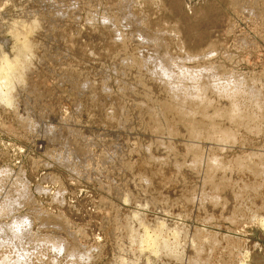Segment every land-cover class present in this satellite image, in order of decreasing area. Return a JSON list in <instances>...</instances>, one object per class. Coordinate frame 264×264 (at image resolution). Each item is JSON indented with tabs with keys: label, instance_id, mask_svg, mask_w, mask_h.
Here are the masks:
<instances>
[{
	"label": "rangeland",
	"instance_id": "1",
	"mask_svg": "<svg viewBox=\"0 0 264 264\" xmlns=\"http://www.w3.org/2000/svg\"><path fill=\"white\" fill-rule=\"evenodd\" d=\"M0 15V53L13 60L18 38L32 51L23 80L2 86L10 102L0 101L1 195L24 181L34 199L39 243L26 264H78L88 250L80 264H264V106L245 92L256 84L264 103V0H0ZM22 22L32 29L15 36ZM173 60L211 68L177 83L200 98L183 119L160 109L170 84L155 71ZM226 79L244 89L231 121V98L207 87ZM223 132L232 140L221 144ZM214 158L217 169L204 171ZM55 237L59 251L43 243Z\"/></svg>",
	"mask_w": 264,
	"mask_h": 264
},
{
	"label": "bare ground",
	"instance_id": "2",
	"mask_svg": "<svg viewBox=\"0 0 264 264\" xmlns=\"http://www.w3.org/2000/svg\"><path fill=\"white\" fill-rule=\"evenodd\" d=\"M1 16V15H0ZM106 20V19H105ZM108 21V20H107ZM111 22V21H110ZM110 22L108 21L107 23L108 24H110ZM114 22V21H113ZM113 22H111V24L109 25V26H113ZM115 23L116 22H114V26H115ZM120 24H122L121 22H120ZM120 24H118V26H120ZM29 24H27V23H25V22H22V23H20V27H18V29H19V32L18 31H15L16 32V35L15 36H17V35H22V36H24L25 37V34L26 33H28L29 32V30H31L32 29V27H31V29H30V27L28 26ZM31 25H34V22L33 23H31ZM116 25H117V23H116ZM113 26V27H114ZM118 29L116 30V31H120L119 30V27H117ZM112 29V28H111ZM114 29V28H113ZM112 29V30H113ZM114 31V30H113ZM116 31H114V32H116ZM18 32V33H17ZM115 34H117V32L115 33ZM119 34V33H118ZM117 34V35H118ZM116 36V35H115ZM138 37V36H137ZM121 39V38H120ZM137 39H141L140 37L139 38H137ZM143 39V38H142ZM141 39V40H142ZM16 40V46H15V48H13L15 51V56H14V59L12 60H9V58H7L6 56L7 55H4L3 54V52L2 53H0V101L2 100V101H4L6 104H8L9 102H10V94L8 93V92H3V90H2V86H8L9 84H11V83H14V84H18L19 83V81H21V79H22V76L24 77V75H19V74H23L22 72H24V71H22L21 69L23 68V65H25L24 64V61L26 62L27 61V57H29L30 55H31V45H30V43L27 41V39H25V38H18V39H15ZM156 46L157 47H161V43L159 42V41H156ZM14 47V46H13ZM170 66L168 67V66H160L156 71H155V75L156 76H158V77H163V78H165L166 79V81L170 84V86H168L167 87V97H168V99H167V101L166 102H164L163 103V105H162V107H160V109H161V111L163 112V113H166V112H172L174 115H177L178 116V114L179 115H181V117H182V119L183 118H185L186 116H188V115H191V114H194L195 112H196V106H195V104H193L194 102H198L199 100H200V98H199V95H198V93H197V91L195 90V91H193V90H191V89H189V88H186L185 86H183V85H181V84H177V83H180V80H185V81H198L199 80V78H200V76L202 75V74H207L206 72H210V70H211V68H210V70H206L205 68H204V71L203 72H201V73H197V71L195 70V69H184L183 68V66L179 63V62H176V61H171L170 62ZM26 66H27V63H26ZM25 66V67H26ZM173 66H175V67H178L180 70L178 71V72H176V73H173L172 72V67ZM26 69V68H25ZM24 69V70H25ZM209 69V68H208ZM17 74V75H16ZM230 78V77H229ZM231 78H233V77H231ZM221 79H223V78H221ZM23 80V79H22ZM208 88H210L213 92H215L216 94H218V95H220V96H226V97H228V98H231V109L229 110V114H228V119L230 120H233L235 117H236V114L238 113V112H240V109H241V104H239V101L238 100H234V98H235V96H237L238 94H242V92H244V89L242 88V85L241 84H239V82L237 81V80H235V79H226L224 82H223V80H222V84H220V83H216L215 82V80L213 81V83L209 86H207ZM246 93H247V95H249V97L248 98H250V100L252 99V100H254V102H256L255 103V105L257 104V106L256 107H258V108H262V105L264 106V103H263V99H262V95H261V93H260V90L258 89V86L256 85V84H253V85H251V86H249L247 89H246V91H245ZM244 95H246L245 93H244ZM253 102V103H254ZM5 103H3V104H5ZM23 110H25V109H23ZM185 116V117H184ZM190 117V116H189ZM187 119V118H186ZM185 119V120H186ZM188 119H190V118H188ZM187 119V120H188ZM230 120V121H231ZM189 122V121H188ZM193 123V122H192ZM191 123V124H192ZM34 124V123H33ZM32 124V125H33ZM194 124V123H193ZM34 126H37L36 124L34 125ZM152 127V126H151ZM154 127V126H153ZM158 128L157 130H162V126H161V121H159L158 122V124L155 126V128ZM51 129H52V127H51ZM152 129V128H151ZM154 129V128H153ZM48 130V129H47ZM46 130V131H47ZM53 130V129H52ZM157 130H155V131H157ZM45 131V132H46ZM48 132H51V131H47L46 132V135H47V133ZM68 132V135H70L69 134V131H67ZM74 133H75V131H73ZM153 132H154V130H153ZM71 133H72V130H71ZM221 134V135H220ZM73 135H75V134H73ZM73 135H70V136H72V138H73ZM219 135L220 136H222V137H220V141L222 140V142H219V143H223V140H229L231 137H230V135L228 134V133H226V132H223V133H219ZM69 136V137H70ZM49 136H47V139H49L50 140V137L48 138ZM46 138V137H45ZM71 138V137H70ZM69 138V139H70ZM217 138H218V136H217ZM68 139V138H67ZM215 139H216V137H215ZM46 140V139H45ZM72 140V139H71ZM227 140V141H228ZM231 140H232V138H231ZM226 141V142H227ZM229 142V141H228ZM217 143V142H216ZM225 143V142H224ZM216 145V144H215ZM217 145H219V144H217ZM217 147V146H216ZM123 154V153H122ZM125 156H127L126 154H124ZM105 156H107V155H105ZM103 157V156H102ZM123 156H120L119 158H117V160H119L118 162L119 163H121V165L123 164V162H122V160L123 159H121ZM71 159V158H70ZM73 159V158H72ZM109 159H111L110 158V156H109ZM107 160V159H106ZM212 160V159H211ZM57 161H60L61 162V165H62V163H63V165L62 166H64V164H65V166L66 165H68V161H69V159L68 158H59ZM72 161V160H71ZM214 162V164H213V162ZM211 162L210 161H208L207 163H209L207 166H208V169H207V167H203V170L204 169H206V170H209V169H213L214 167L213 166H215V162H216V164L218 165V162L217 161H219V160H217V159H213ZM237 162H241L240 164L238 163L237 164V166L238 165H241V167H243L242 166V163H243V161H237ZM236 162V163H237ZM74 163V162H73ZM71 164V163H70ZM213 164V165H212ZM73 164H71V165H69V166H72ZM69 166H66V168H68ZM205 166V165H204ZM217 167V166H216ZM215 167V168H216ZM200 168V167H199ZM202 168V167H201ZM214 168V169H215ZM6 169V168H5ZM4 168H3V170H2V168H1V170H0V172L1 173H4L5 174V172H7L6 170H5ZM123 169V168H122ZM193 169H194V167H193ZM192 169V170H193ZM217 169V168H216ZM200 169H198V171H199ZM10 171V170H9ZM8 171V172H9ZM194 171V170H193ZM205 171V170H204ZM212 171V170H211ZM210 171V173L212 174V172ZM215 172H216V170H214ZM11 172V171H10ZM200 172H201V170H200ZM207 172V171H206ZM215 172L213 173V174H215ZM261 172H262V176H263V174H264V170H263V168L261 169ZM0 173V174H1ZM209 173V174H210ZM3 174V175H4ZM197 174H201V173H197ZM205 174V173H204ZM203 174V179H204V177H205V175ZM213 174H212V176H213ZM2 175V174H1ZM2 175V176H3ZM18 175V174H17ZM208 177H209V175H208V173L206 174ZM211 176V175H210ZM211 176V177H212ZM5 177V176H4ZM6 177H7V175H6ZM210 177V178H211ZM214 177L215 176H213V179H214ZM3 178V177H2ZM2 178H1V180H2ZM23 178V177H22ZM216 178V177H215ZM16 179V178H15ZM14 179V180H15ZM24 179V178H23ZM203 179H201V180H203ZM0 180V181H1ZM11 180V179H10ZM20 180V179H19ZM22 180V179H21ZM206 180H208L207 182H206ZM206 180H204L207 184H208V182L211 180V179H207V177H206ZM217 181V180H216ZM3 182V181H2ZM11 182V181H10ZM20 182V181H19ZM141 182H143V183H146L147 181H142L141 180ZM205 182H203V183H205ZM5 183H6V181H5ZM12 183V182H11ZM11 183H7V185L8 184H10L11 185ZM26 183V184H25ZM138 183V182H137ZM210 183H212V182H210ZM210 183H209V185H210ZM219 183H220V181H219ZM222 183V182H221ZM17 184V183H16ZM103 184H105V182H103L102 183V185ZM148 184V183H147ZM218 184V183H217ZM13 185H14V187H13V189L14 190H11V188H8V187H6L5 188V191H4V193H3V195H1V192H0V264H26V262H28L29 261V258H30V256H32L31 255V253H33V252H35L34 251V246H33V244L34 245H36V247H37V245H38V239H37V236H35L36 235V233H34L33 234V232L31 231V225H32V220H31V215L29 214L30 212H29V204H31V205H34V203H33V200H32V196H31V194H30V192H29V187H28V184H27V182H24V181H22V184H21V187H20V185H19V183H18V185H19V189L17 188V187H15V182L13 183ZM144 185V184H143ZM219 185V184H218ZM104 187H105V185H103ZM215 186V185H214ZM1 187V186H0ZM10 187V186H9ZM202 187H204L203 185H202ZM217 187V185L215 186V188ZM4 188V187H3ZM2 187L0 188V190H2L3 189ZM219 189H220V187H218ZM218 188H216L217 190H218ZM4 190V189H3ZM141 191V190H140ZM139 191V192H140ZM128 194L129 193H127V195H125V197L126 198H128ZM206 194V193H205ZM204 194V195H205ZM130 196V195H129ZM206 197V196H205ZM207 197L209 198V196L207 195ZM208 198L206 199L205 198V200L207 201L208 200ZM216 198V197H215ZM239 198V197H238ZM129 199V198H128ZM203 199H201V201H202ZM240 200V199H239ZM243 200V199H242ZM127 201V200H126ZM148 201H149V198H148ZM152 201V200H151ZM215 201V200H211L210 202L211 203H213V202ZM241 201V200H240ZM239 201V202H240ZM147 202V201H146ZM199 203H200V201H198ZM203 202H204V204L206 203L204 200H203ZM202 202V203H203ZM207 202H209V200L207 201ZM216 202H217V199H216ZM243 202V201H242ZM62 203V202H61ZM150 203V204H149ZM149 203H146L145 205L147 206V204H149V205H155V203H154V200H153V202H149ZM152 203V204H151ZM199 203H198V205H199ZM202 203H200L201 204V206H202ZM215 203V202H214ZM218 203V202H217ZM37 204V203H36ZM203 204V205H204ZM209 204V203H208ZM240 204V203H239ZM242 204H244V203H242ZM30 205V206H31ZM138 205V204H137ZM139 205H142V204H140L139 203ZM138 205V206H139ZM211 205H213V204H211ZM27 206H28V208H27ZM144 206V205H143ZM205 206H207L206 204H205ZM204 206V207H205ZM27 208L28 210H27V212H24V211H26V209L25 210H22V208ZM32 207V206H31ZM36 207V206H35ZM141 207V206H140ZM203 207V208H204ZM33 208V207H32ZM37 208V207H36ZM35 208V209H36ZM146 208H148V207H146ZM201 208V207H200ZM202 208V209H203ZM211 208V207H210ZM243 208V207H242ZM145 209V208H144ZM207 209V208H206ZM31 210V209H30ZM37 210V209H36ZM210 210V209H209ZM217 211V210H216ZM36 212V211H35ZM39 213V212H38ZM134 213V212H133ZM250 213V212H249ZM40 214V213H39ZM138 214V213H137ZM38 215V214H37ZM61 215V214H60ZM59 216V215H58ZM58 216H55V218L56 217H58ZM139 216H141L140 214H139ZM219 216V215H218ZM252 216V215H251ZM250 216V217H251ZM34 217V216H33ZM38 217H40L39 215H38ZM136 217V216H135ZM44 218V217H43ZM60 218H62L61 216H60ZM35 219V218H34ZM50 219V218H49ZM57 219H59V218H56V220L55 221H57ZM52 220V219H51ZM60 220V219H59ZM58 220V221H59ZM62 220V219H61ZM263 220V219H262ZM35 221V220H34ZM40 221V220H39ZM53 221V220H52ZM38 222V221H37ZM43 222H44V220H43ZM46 222V221H45ZM45 222H44V225H46L45 224ZM62 222V221H61ZM61 222H59V223H61ZM41 223V222H40ZM59 223H58V225H59ZM63 223V222H62ZM61 223V224H62ZM65 223V222H64ZM63 223V224H64ZM61 224H60V227H61ZM67 224V223H66ZM160 224V223H159ZM262 224V223H261ZM38 225V224H37ZM42 225H43V223H42ZM160 225H163V224H160ZM263 225V224H262ZM41 226V225H40ZM55 226V225H54ZM57 226V225H56ZM164 226V225H163ZM163 226H160V227H163ZM64 227V226H63ZM66 227H69V225L68 226H66ZM65 227V228H66ZM38 228V227H37ZM42 228V227H41ZM51 228H53L52 226H51ZM36 229V228H35ZM39 229H40V227H39ZM54 229H55V227H54ZM58 229H61V228H58ZM161 230H162V228H160ZM52 230V229H51ZM64 230V229H63ZM70 230V229H69ZM157 230V229H156ZM55 231H57V228H56V230ZM62 231V230H61ZM160 231V230H159ZM158 231V232H159ZM34 232H35V230H34ZM59 232H60V230H59ZM64 232H66L67 234L69 233L68 231H67V229H66V231H64ZM38 233V232H37ZM65 233V234H66ZM71 233V232H70ZM75 233V232H74ZM146 233V232H145ZM144 233V234H145ZM150 233V232H149ZM160 233V232H159ZM164 232H162V234H163ZM66 234V235H67ZM151 234H152V232H151ZM161 234V233H160ZM172 234H173V232H172ZM172 234H170V235H172ZM213 234H216V233H211L210 235L212 236ZM63 235V234H62ZM71 235H74V234H71ZM141 235H143V234H141ZM154 235V234H153ZM152 235V236H153ZM217 235V234H216ZM219 235V234H218ZM50 236V235H49ZM58 236V235H57ZM61 236V235H60ZM67 236H69V235H67ZM75 236H77V234L76 235H74V237ZM157 236V235H156ZM155 236V237H156ZM214 236V235H213ZM220 236V235H219ZM44 237V236H43ZM52 237H54V236H52ZM51 237V238H52ZM59 237V236H58ZM143 237V236H142ZM144 239H143V243H144V246H145V244H146V246L148 247V249L150 248V250H152L153 252H156V250L155 249H157V247L155 246V243L157 242V237L156 238H152V237H150L149 236V234H146V235H144ZM177 237V236H176ZM217 237V236H216ZM47 238H50V237H47L46 236V239ZM56 238V237H55ZM54 238V239H55ZM64 238V237H63ZM140 238H141V236H140ZM160 238H161V235H160ZM211 238V237H210ZM209 238V239H210ZM220 238H222L221 236H220ZM219 238V239H220ZM41 239V238H40ZM44 239H45V237H44ZM58 238H56V240H57ZM62 239V238H61ZM61 239H59V240H61ZM73 239V238H72ZM75 239V238H74ZM213 239H215V237L213 238ZM142 240V239H141ZM174 240H176V239H174ZM192 240H194V239H192ZM211 240V239H210ZM223 240V239H222ZM38 243H37V242ZM41 241V240H40ZM46 242H43V243H47V242H52V243H50V244H52V247L54 248V247H56V248H59V249H55V250H60L61 249V245H59L58 246V240H57V243L55 242V240H45ZM65 242H66V240H64ZM77 241V240H76ZM205 241V240H204ZM206 241H207V239H206ZM215 242H218V241H214V243ZM140 243H142V241L140 242ZM192 243H193V241H192ZM213 243V244H214ZM49 244V243H48ZM48 244H46L47 245V247L49 246V248L48 249H50L51 250V248H50V246L51 245H48ZM62 244H64V243H62ZM80 244V243H79ZM194 244V243H193ZM212 244V245H213ZM219 244V243H218ZM31 245L34 247H31ZM44 245V244H43ZM66 245V244H65ZM142 245V247H143V244H141ZM164 245V244H163ZM199 245V244H198ZM215 245V244H214ZM42 246V245H41ZM197 246V245H196ZM205 247L206 246H208V245H204ZM216 246H217V243H216ZM67 247V246H66ZM141 247V248H142ZM146 247V248H147ZM164 247V246H163ZM165 247H166V245H165ZM164 247V249H166V248H168V250H169V246L168 247H166L165 248ZM199 246H197V248H198ZM144 248V247H143ZM204 248V247H203ZM202 248V249H203ZM212 248V247H211ZM35 249H37V248H35ZM39 249V248H38ZM63 249V251H65V247L64 248H62ZM74 249H76V248H74ZM82 249V248H81ZM81 249H78V251H76V253H78L79 252V250H81ZM84 249V248H83ZM87 249V248H86ZM124 249V248H123ZM122 249V250H123ZM129 249V248H128ZM140 249V248H139ZM145 249V248H144ZM143 249V250H144ZM173 249V248H172ZM206 249H209V246H208V248H206ZM55 250H53L52 249V251H54L55 252ZM71 250V249H70ZM119 250V249H118ZM117 250V251H118ZM143 250H141V251H143ZM174 250H176V249H174ZM173 250V251H174ZM195 250H201V248L199 249H195ZM205 250V249H204ZM204 250H201V251H204ZM213 250V249H212ZM58 251H56V253H57V255H58ZM63 251L61 250V252L63 253ZM84 251V250H83ZM89 251V250H88ZM88 251H86V252H88ZM151 251V252H152ZM165 251V250H164ZM178 251V250H177ZM192 251H194V249L192 250ZM211 251V250H210ZM37 252V251H36ZM72 251H70V253H71ZM73 252H75V251H73ZM82 252V251H81ZM86 252H83V254L82 253H78L79 255H81V257L80 258H76V257H74V256H76L77 254H75V253H72V254H69L70 256H71V260H73V259H81L82 260V258L83 257H85V255L86 254H88L89 255V252L88 253H86ZM91 252V251H90ZM125 252V251H124ZM147 252H148V250H147ZM195 252V251H194ZM198 253H199V251H197ZM196 252V253H197ZM206 252V251H205ZM208 252L209 251H207V254H208ZM65 253V252H64ZM67 253H69L68 251H67ZM117 253V252H116ZM115 253V255L118 257L119 256V254L117 255ZM119 253H122L121 251L119 252ZM139 253V252H138ZM140 253H142V252H140ZM143 253H144V251H143ZM173 252L171 251V254H172ZM179 253H180V251H179ZM179 253H177V252H175L174 251V256H176V255H180ZM190 254H191V252H189ZM188 253V254H189ZM193 253V252H192ZM197 253V254H198ZM200 253H203L204 254V252H200ZM258 253V252H257ZM34 254V253H33ZM59 254H61V253H59ZM134 254V253H133ZM150 254V253H149ZM152 254V253H151ZM167 254H169V252H167ZM188 255L187 257L190 259V256L191 257H193V256H196L195 254L194 255ZM203 254H201L200 256H204ZM209 254H211L210 252H209ZM120 255H122V256H124V254H120ZM131 255V254H130ZM182 255V254H181ZM68 256V255H67ZM70 256L69 257H67L68 259H70ZM77 256V257H78ZM87 256V255H86ZM137 256V255H136ZM139 256V255H138ZM172 256V255H171ZM198 256H199V254H198ZM207 256V255H206ZM208 256H210V255H208ZM72 257H74L73 259H72ZM89 258H86L87 260L89 259V260H91L92 258L90 257V256H88ZM120 257V256H119ZM131 257V256H130ZM66 258V259H67ZM91 258V259H90ZM134 258V257H133ZM177 258V257H176ZM187 258V259H188ZM195 258V257H194ZM196 258H198V257H196ZM205 258H207V257H205ZM209 258V257H208ZM85 259V260H86ZM112 259H114L113 261H115V258H112ZM118 258H116V261H117V263L121 260V259H123L122 257H121V259L118 261L117 260ZM132 259V258H131ZM137 259V258H136ZM147 259V258H146ZM188 259V260H189ZM193 259V258H192ZM201 259V258H200ZM204 259V258H203ZM79 260L77 261V262H79ZM81 260H80V262L78 263V264H80L81 263ZM196 260V259H195ZM74 261V260H73ZM72 261V262H73ZM83 261V260H82ZM112 261V262H113ZM126 261V260H125ZM145 261H147V260H145ZM202 261V260H201ZM208 262H209V259L207 260ZM31 262V261H30ZM70 262V261H69ZM85 262H89L90 263V261H85ZM85 262H83V263H85ZM123 262H124V260H123ZM134 262V261H133ZM151 262V261H150ZM192 263L194 262V260L193 261H191ZM191 262H189V263H191ZM197 262H198V260H197ZM206 261H204V263H205ZM207 262V263H208ZM29 263V262H28ZM82 263V264H83ZM115 263V262H114ZM117 263H115V264H117ZM120 263V262H119ZM118 263V264H119ZM121 263H122V261H121ZM126 263V262H125ZM138 263V262H137ZM148 263H149V261H148ZM147 263V264H148ZM188 263V264H189ZM191 263V264H192ZM203 263V264H204ZM206 263V264H207ZM72 264H74V263H72ZM86 264V263H85ZM88 264V263H87ZM127 264H128V261H127ZM129 264H131V263H129ZM133 264V263H132ZM196 264H198V263H196ZM199 264H201V263H199ZM216 264V263H215Z\"/></svg>",
	"mask_w": 264,
	"mask_h": 264
}]
</instances>
